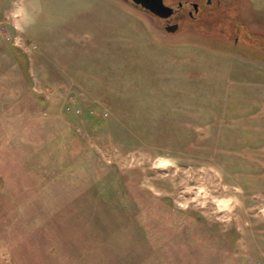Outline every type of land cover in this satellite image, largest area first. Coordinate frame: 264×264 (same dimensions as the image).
Here are the masks:
<instances>
[{
    "label": "rangeland",
    "instance_id": "obj_1",
    "mask_svg": "<svg viewBox=\"0 0 264 264\" xmlns=\"http://www.w3.org/2000/svg\"><path fill=\"white\" fill-rule=\"evenodd\" d=\"M163 3L0 0V264H264V9Z\"/></svg>",
    "mask_w": 264,
    "mask_h": 264
},
{
    "label": "water",
    "instance_id": "obj_2",
    "mask_svg": "<svg viewBox=\"0 0 264 264\" xmlns=\"http://www.w3.org/2000/svg\"><path fill=\"white\" fill-rule=\"evenodd\" d=\"M134 5L141 7L149 13L159 18H168L172 15L173 9L164 5L163 0H130ZM195 6V5H194ZM177 30V25H169L166 31L173 33Z\"/></svg>",
    "mask_w": 264,
    "mask_h": 264
},
{
    "label": "crops",
    "instance_id": "obj_3",
    "mask_svg": "<svg viewBox=\"0 0 264 264\" xmlns=\"http://www.w3.org/2000/svg\"><path fill=\"white\" fill-rule=\"evenodd\" d=\"M252 2H253V4L255 5V7H256V9H260V10H262V9H264V0H251ZM73 36H74V34H73ZM75 37V36H74ZM172 49L171 48H169V50L168 51H171ZM248 69H250V71H251V67H248ZM244 73H246L247 74V69H245V72ZM249 74H251V72H249ZM247 78V77H246ZM248 79V82L249 83H247V82H245V84H252V78L251 77H249V78H247Z\"/></svg>",
    "mask_w": 264,
    "mask_h": 264
},
{
    "label": "flooded vegetation",
    "instance_id": "obj_4",
    "mask_svg": "<svg viewBox=\"0 0 264 264\" xmlns=\"http://www.w3.org/2000/svg\"><path fill=\"white\" fill-rule=\"evenodd\" d=\"M194 5H195V6H194ZM178 7L181 8L182 5L180 4ZM192 8L195 10V12H197L198 8H197V5H196V4H192ZM173 14H174V11H173ZM188 15H189V16H192V12H189Z\"/></svg>",
    "mask_w": 264,
    "mask_h": 264
}]
</instances>
